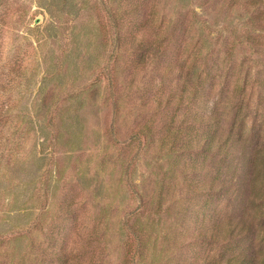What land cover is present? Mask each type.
Instances as JSON below:
<instances>
[{
  "label": "rangeland",
  "instance_id": "obj_1",
  "mask_svg": "<svg viewBox=\"0 0 264 264\" xmlns=\"http://www.w3.org/2000/svg\"><path fill=\"white\" fill-rule=\"evenodd\" d=\"M249 2L0 0V264H125L127 225L135 264H264V8ZM229 225L250 233L203 240Z\"/></svg>",
  "mask_w": 264,
  "mask_h": 264
},
{
  "label": "trees",
  "instance_id": "obj_2",
  "mask_svg": "<svg viewBox=\"0 0 264 264\" xmlns=\"http://www.w3.org/2000/svg\"><path fill=\"white\" fill-rule=\"evenodd\" d=\"M252 5V7L259 11L260 9L264 8V0H249ZM119 24H114L112 26V28L114 29V36H117L119 33ZM120 43V39H117V46H119ZM151 50V47L149 46L148 49L146 50L147 53H149ZM191 79L193 80V78L195 79H199L200 77V71L197 67V63H191L190 64V73L188 74ZM188 78V77H187ZM190 81V79L188 78V82ZM178 106H183L184 105V98H180L177 101ZM169 104H172V101H169ZM203 122V121H202ZM52 123L51 127L54 129V119L52 118L50 120V124ZM52 129V130H53ZM54 131L58 132L59 129H54ZM153 128L149 127V126H145L144 128H142L141 130L137 131L136 133H134V135H132L131 137V141L130 142H134L137 143L139 147H141L142 145L144 146V142L147 138H153ZM213 138V137H212ZM162 142V147L166 146L168 144L167 142V137L163 138L161 140ZM216 147V142H214V139H210L209 141L203 140V143H201L200 147L198 149H200V151H202V153H206V154H211V152L214 150V148ZM264 160V159H263ZM264 164V161L262 162ZM130 182V179L128 180V183ZM132 190V189H131ZM223 189H217V187L215 186V189L213 188V186L208 190L207 194H215V196H222L223 194ZM135 193V191H134ZM203 194V192H200ZM138 194V193H135ZM127 228L129 230V234L127 237V253L125 256V264H135V260L137 257V252L139 250V247L141 245V240H142V231H139L137 229H133L132 227H129L127 225ZM247 226H242L240 228H236L235 226H231L229 225V227H227L225 230L227 233H221V231H215L214 234H211V236L209 237V239H207L208 237H204L206 241H211L214 244H221V243H225L227 241V237H229L228 235H230V237H234V233H236V236H238L240 234V238H242L243 240L245 238L248 237L249 233H250V229H246ZM226 235V236H225ZM215 264H223L222 260L220 261H216ZM224 264H250V262L246 259V257L241 254H234L231 257H229ZM254 264V263H252Z\"/></svg>",
  "mask_w": 264,
  "mask_h": 264
}]
</instances>
